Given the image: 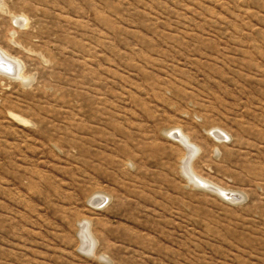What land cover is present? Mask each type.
<instances>
[{
	"label": "rangeland",
	"instance_id": "374dc122",
	"mask_svg": "<svg viewBox=\"0 0 264 264\" xmlns=\"http://www.w3.org/2000/svg\"><path fill=\"white\" fill-rule=\"evenodd\" d=\"M0 52V264H264V0H0Z\"/></svg>",
	"mask_w": 264,
	"mask_h": 264
},
{
	"label": "bare ground",
	"instance_id": "6f19581e",
	"mask_svg": "<svg viewBox=\"0 0 264 264\" xmlns=\"http://www.w3.org/2000/svg\"><path fill=\"white\" fill-rule=\"evenodd\" d=\"M0 59H5L4 56H3V54H2L1 52H0ZM0 61H3V60H0ZM4 62H6V61H4ZM4 62H3V63H4ZM6 63H7V62H6ZM1 66H2V65H1ZM4 67H5V66H4ZM6 68H8V67H6ZM15 68H16V67H15ZM7 70H8V69H7ZM12 71H14V69H13ZM8 73H9V71H8ZM11 73H12V72H11ZM13 74H14V72H13ZM181 135H182V134H181ZM217 135L220 137V134H217ZM179 136H180V135H179ZM182 136H183V135H182ZM182 136H181V137H182ZM183 137H184L183 139H184V143H185L184 145H187V146L190 147L191 145H190V143L188 142V139H187L185 136H183ZM191 148H192V147H190V149H191ZM190 167H191V166H190ZM191 168H192V167H191ZM195 176H196V175H195ZM196 177H197V176H196ZM198 177H199V176H198ZM192 178H193V177H192ZM196 180L199 182V184L202 183V184H205V185H206V184L209 185L208 182H206L205 180H203V179H201V178H199V179L197 178ZM194 182H195V181H194ZM209 186H210V185H209ZM214 186H215V185H214ZM217 188H218L219 191H221L220 193L223 194L224 197H226V196H227V197H231V194L227 195V193L224 192L222 189H220L219 187H217ZM217 188H216V189H217ZM83 228H84V227H83Z\"/></svg>",
	"mask_w": 264,
	"mask_h": 264
},
{
	"label": "water",
	"instance_id": "95a60500",
	"mask_svg": "<svg viewBox=\"0 0 264 264\" xmlns=\"http://www.w3.org/2000/svg\"><path fill=\"white\" fill-rule=\"evenodd\" d=\"M7 71H9V70H7ZM10 73V72H9Z\"/></svg>",
	"mask_w": 264,
	"mask_h": 264
}]
</instances>
